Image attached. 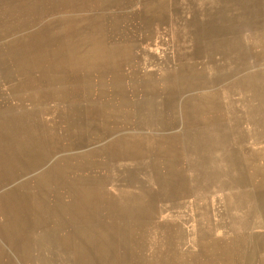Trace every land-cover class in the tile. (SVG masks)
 <instances>
[{
	"label": "rangeland",
	"instance_id": "374dc122",
	"mask_svg": "<svg viewBox=\"0 0 264 264\" xmlns=\"http://www.w3.org/2000/svg\"><path fill=\"white\" fill-rule=\"evenodd\" d=\"M263 33L264 0H0V264H264Z\"/></svg>",
	"mask_w": 264,
	"mask_h": 264
},
{
	"label": "bare ground",
	"instance_id": "6f19581e",
	"mask_svg": "<svg viewBox=\"0 0 264 264\" xmlns=\"http://www.w3.org/2000/svg\"><path fill=\"white\" fill-rule=\"evenodd\" d=\"M0 115H2V114H0ZM15 118H17V117H15ZM1 134H2V137L0 138L1 139V141H0V226H1L2 232L0 234V237H1V241H3V247H4L5 243L8 242V238L10 237L9 236L10 230H9V227L7 226L9 219L11 217V208H10V206H11L10 197L11 196H10V191L8 190L9 180L11 179L10 178L11 176H15L18 173L16 171H12L10 168L9 160H10V156H12V154L10 153V150H9L8 141H7L8 138H7V136H4L3 131L1 132ZM199 141L201 142V144L203 143V141L205 142V140H199ZM201 147H203V146H201ZM204 148H205V151H208V147L205 146ZM136 151H138L137 145H135V146L133 145L132 148H130V150L128 151V153L130 156H141L140 149L138 152H136ZM161 155L164 156V153H161ZM155 165L157 166L158 164H155ZM230 168L231 167L228 164V170H230ZM157 169H158V166H157ZM253 179H255V178H253ZM13 217H14V213H13ZM11 242H13V241H11ZM5 255H6V252H5ZM3 264H8V263L4 262Z\"/></svg>",
	"mask_w": 264,
	"mask_h": 264
},
{
	"label": "crops",
	"instance_id": "0c3cea01",
	"mask_svg": "<svg viewBox=\"0 0 264 264\" xmlns=\"http://www.w3.org/2000/svg\"><path fill=\"white\" fill-rule=\"evenodd\" d=\"M264 34V33H263ZM261 38V40L263 41V39H264V37H263V35L260 37ZM244 42H243V39L242 38H240L239 37V39H237L236 38V41H234L233 39L232 40H229V43H228V45H230V46H224V45H222V43H218V47H219V49L220 50H228V52L230 51H233V52H235L237 55H238V57L241 59L242 57H244V51H246V50H242L243 48H242V44H243ZM225 51V52H226ZM228 57H229V55H227ZM237 73H238V71H236ZM237 73H235V74H237ZM254 77H257V75H254ZM250 78L252 79L253 78V76H250ZM251 79H247V77H245L243 80H241L243 83H247V82H249V81H251ZM167 82H168V84H169V80H167ZM260 82H262V83H264L263 81H260ZM243 83H241V82H239L238 84H237V86H239V88L237 87V86H235L234 88H233V90L234 89H238V90H241L240 88H241V84H243ZM167 84V83H166ZM244 96H245V94H244ZM262 103V107L263 108H261V105L258 103V105H259V109L261 110L260 111V113L258 112V114H259V117L260 118H257L256 120L254 119V116L252 115V113H254L253 112V109H252V104L250 105V101L248 100L247 101V103L245 104V109H246V111H245V114L246 115H244L243 116V118L244 119H246V116L249 118V123L250 124H254L255 125V127H264V102H261ZM257 111V109H256V107H255V112ZM237 123H239V122H237ZM260 125V126H259ZM237 128H239V126L237 127ZM258 129V131H255V130H257ZM257 129H255L254 131H255V134H256V136L259 138L262 134H264V133H262V132H264V131H262L260 128H257ZM237 131H239V130H237ZM239 138H240V141L241 140H243L244 139V136L242 135V133H239V136H238ZM201 145V146H203V147H208V151H213V145L214 144H211V142H209V141H206V139H205V142L203 141V143L201 144V142L200 141H195V146L196 147H198V145ZM207 152V151H206Z\"/></svg>",
	"mask_w": 264,
	"mask_h": 264
}]
</instances>
